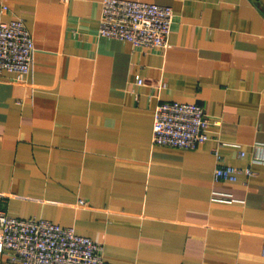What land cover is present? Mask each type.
Instances as JSON below:
<instances>
[{
  "label": "crops",
  "instance_id": "0c3cea01",
  "mask_svg": "<svg viewBox=\"0 0 264 264\" xmlns=\"http://www.w3.org/2000/svg\"><path fill=\"white\" fill-rule=\"evenodd\" d=\"M131 1L172 8L166 48L99 35L102 0H0L34 46L28 73L0 74V209L112 264H264V0ZM166 101L202 106L208 140L154 144Z\"/></svg>",
  "mask_w": 264,
  "mask_h": 264
},
{
  "label": "built area",
  "instance_id": "2783aa9c",
  "mask_svg": "<svg viewBox=\"0 0 264 264\" xmlns=\"http://www.w3.org/2000/svg\"><path fill=\"white\" fill-rule=\"evenodd\" d=\"M173 20L170 6L102 0L98 33L129 41L135 48H166ZM33 49L31 33L22 19L0 18V74L4 71L19 76L28 73ZM135 83L141 85L144 79L137 76ZM210 124L211 118L196 103L161 102L155 108L152 140L160 146L193 149L208 140ZM238 171L234 166H218L214 176L234 181ZM245 171L252 173L249 168ZM100 251L97 242L77 234L72 227L46 219L14 217L0 209V254L11 264H112L102 258Z\"/></svg>",
  "mask_w": 264,
  "mask_h": 264
}]
</instances>
